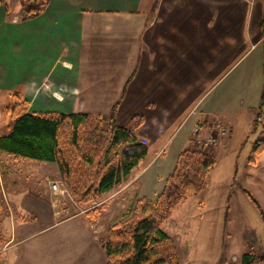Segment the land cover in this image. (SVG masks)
Returning a JSON list of instances; mask_svg holds the SVG:
<instances>
[{"label": "crops", "instance_id": "obj_1", "mask_svg": "<svg viewBox=\"0 0 264 264\" xmlns=\"http://www.w3.org/2000/svg\"><path fill=\"white\" fill-rule=\"evenodd\" d=\"M6 6H0V137L11 126L2 107L19 96L33 112L107 114L114 106L120 125L140 116L134 133L147 146L185 127L177 155L185 139L190 145L219 125L232 133L247 108L260 106L264 0H47L25 20L17 15L19 0ZM258 112L260 138L264 105ZM246 117L251 125L253 116ZM248 153L251 166L264 157L251 146ZM17 160L0 150V264H104L98 228L90 230L87 216L58 218L49 186L59 180L56 165L34 163L31 175L6 179L21 169ZM148 169L131 172L105 196L107 211H124L133 191L152 196L148 180L158 178L153 194L163 186L166 175Z\"/></svg>", "mask_w": 264, "mask_h": 264}, {"label": "trees", "instance_id": "obj_2", "mask_svg": "<svg viewBox=\"0 0 264 264\" xmlns=\"http://www.w3.org/2000/svg\"><path fill=\"white\" fill-rule=\"evenodd\" d=\"M6 1L0 0V6L8 11ZM46 4L47 0H19L17 15L21 20L35 17ZM261 29L264 36V12ZM16 97L13 104L2 107L11 119V126L9 134L0 137V150L18 158L53 162L60 181L77 204H88L119 186L148 153L147 144L134 133L142 124L140 116L120 125L114 117V106L107 114L33 112L28 110L25 99ZM263 105L264 87L259 110ZM252 124H257L255 118ZM204 145L190 144L183 148L176 155L161 191L152 198L138 197L133 207L126 209L131 215L113 222L98 237L104 264H180L176 244L161 225L177 205L205 189L216 159L210 147ZM263 152L264 136L251 144L253 155ZM242 189L264 221V211L258 202L248 190ZM1 207L0 196V212ZM97 211L87 210V218L95 220ZM4 242L0 223V248ZM238 264H264V253L243 252Z\"/></svg>", "mask_w": 264, "mask_h": 264}, {"label": "rangeland", "instance_id": "obj_3", "mask_svg": "<svg viewBox=\"0 0 264 264\" xmlns=\"http://www.w3.org/2000/svg\"><path fill=\"white\" fill-rule=\"evenodd\" d=\"M13 103V99L9 98V104ZM258 111L257 107L247 108L242 115L244 120L241 122V126L235 128L232 133L225 125H219L220 129L216 128L218 133L223 130L224 134L218 135L216 144L208 145L214 147L212 153L215 156L216 164L210 170L205 189L199 195L192 196L184 203L177 205L171 216L162 223V230L172 237L176 244L180 264H238L243 252L264 253V221L255 204L242 189L248 190L264 211V157L259 160L256 166H251L247 162L250 146L253 140L259 137L258 133L263 128L260 124L263 121L259 114L257 115ZM246 113L248 116H253V119L255 118L257 123L255 126L252 123L250 125ZM193 127L190 132L192 135L194 134ZM195 128H199V125L195 124ZM185 130V127L178 130L172 137L166 133L155 144H149L146 157L138 163L133 171L136 172L147 166L149 168L147 174L152 172L153 175L167 176L168 171L170 172L174 166L179 135ZM227 135L230 137L227 138ZM206 137L203 138L198 134L191 144L202 147ZM185 141L186 147L189 142L187 139ZM161 142L165 145L158 156L154 157L158 151V144ZM16 162L21 169H15L13 174L6 173L4 176L6 179L13 178L18 181L25 175L29 176L32 173L31 170L34 169L31 164L43 161L18 158ZM165 177L162 179L164 180ZM157 179L153 178L147 182V184L151 183L150 193L152 196L150 197L156 196L163 187L160 185L153 194V187L158 182ZM51 182H49V186ZM58 182L60 185H64L60 179ZM113 190L114 188L85 205L74 202L68 190L64 195H55L52 192L53 200H57L55 209L59 211L58 218L78 212L86 215L87 210L96 208L98 211L95 220L90 222L89 219V223L94 224V228L90 227V224L89 228L92 231L96 227L98 228L96 235L98 237L103 235L106 228L113 222L131 215V211L127 210L133 207L138 198L133 191L134 195L130 194L129 198L131 199L123 208L124 211L120 214L115 209L107 211V206L103 201H105V196ZM126 193H129V190Z\"/></svg>", "mask_w": 264, "mask_h": 264}, {"label": "built area", "instance_id": "obj_4", "mask_svg": "<svg viewBox=\"0 0 264 264\" xmlns=\"http://www.w3.org/2000/svg\"><path fill=\"white\" fill-rule=\"evenodd\" d=\"M217 129H220L219 126H216ZM216 128H214V130L211 132V134L209 135V137L204 140L203 144L205 145H210L211 143H214L216 144L217 142V137L219 134H224V131L220 130V133L217 132ZM197 130V128H195V131ZM142 142L146 143L144 140H142ZM50 188L52 190V192L55 194V195H64L67 193V188L64 186V185H60L58 181H52L50 183ZM56 201L57 200H53V203L54 205L56 206Z\"/></svg>", "mask_w": 264, "mask_h": 264}]
</instances>
